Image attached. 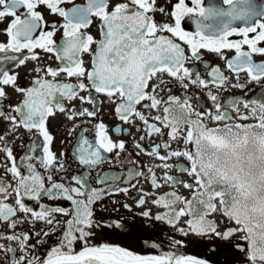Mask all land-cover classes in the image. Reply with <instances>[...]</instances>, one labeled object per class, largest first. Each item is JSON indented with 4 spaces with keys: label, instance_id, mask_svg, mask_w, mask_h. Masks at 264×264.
Returning a JSON list of instances; mask_svg holds the SVG:
<instances>
[{
    "label": "flooded vegetation",
    "instance_id": "obj_1",
    "mask_svg": "<svg viewBox=\"0 0 264 264\" xmlns=\"http://www.w3.org/2000/svg\"><path fill=\"white\" fill-rule=\"evenodd\" d=\"M260 126L264 0H0V264H264L195 169Z\"/></svg>",
    "mask_w": 264,
    "mask_h": 264
},
{
    "label": "water",
    "instance_id": "obj_2",
    "mask_svg": "<svg viewBox=\"0 0 264 264\" xmlns=\"http://www.w3.org/2000/svg\"><path fill=\"white\" fill-rule=\"evenodd\" d=\"M196 148L195 169L205 189L218 195L222 211L244 227L249 251L264 257V126L210 129L197 135ZM53 264L115 263L84 256ZM127 264L196 263L138 260Z\"/></svg>",
    "mask_w": 264,
    "mask_h": 264
}]
</instances>
